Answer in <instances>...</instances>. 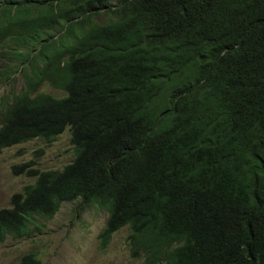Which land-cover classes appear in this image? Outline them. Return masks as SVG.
<instances>
[{
  "label": "trees",
  "instance_id": "1",
  "mask_svg": "<svg viewBox=\"0 0 264 264\" xmlns=\"http://www.w3.org/2000/svg\"><path fill=\"white\" fill-rule=\"evenodd\" d=\"M20 69L0 155L69 129L75 159L14 167L35 181L0 244L80 200L111 214L102 250L128 226L143 264H264V0H0V83Z\"/></svg>",
  "mask_w": 264,
  "mask_h": 264
},
{
  "label": "rangeland",
  "instance_id": "2",
  "mask_svg": "<svg viewBox=\"0 0 264 264\" xmlns=\"http://www.w3.org/2000/svg\"><path fill=\"white\" fill-rule=\"evenodd\" d=\"M25 88L24 77L19 72L13 76L10 86L0 83V100L7 93ZM40 92L59 98L66 96L63 90L47 83L41 86ZM74 151L69 129L50 143L36 139L4 150L0 155V210L8 208L11 197L35 181L24 174H14L15 166L33 163L32 168L40 171H61L75 159ZM80 202L62 204L53 219L39 221L40 230L32 236L6 239L0 244V264H19L23 256L32 252H37L39 264H143V259L131 257L128 226L118 231L107 249L102 250L98 236L109 213L99 205L80 210Z\"/></svg>",
  "mask_w": 264,
  "mask_h": 264
},
{
  "label": "clouds",
  "instance_id": "3",
  "mask_svg": "<svg viewBox=\"0 0 264 264\" xmlns=\"http://www.w3.org/2000/svg\"><path fill=\"white\" fill-rule=\"evenodd\" d=\"M104 18H105V16H103V17H101L100 18V22H102L103 20H104ZM22 69H23V67H22ZM22 69H20V71H18L16 74H18L19 72H21V74L23 75V77H24V74H23V70ZM15 74H13L12 76H11V80L13 79V76H14ZM11 80H9V82L7 83V84H5L6 86H10L11 85ZM24 80H25V90H23V91H19V92H12V93H14V94H21V93H24L26 90H27V85H26V79H25V77H24ZM45 83H47V82H45ZM44 83V84H45ZM48 84V83H47ZM50 85V84H49ZM40 89H41V86H40ZM40 89H39V92H40ZM61 90V89H60ZM12 93H7V94H12ZM43 93V92H42ZM47 94V93H46ZM51 95V94H50ZM13 95H10V97H12ZM63 98V97H62ZM11 200V199H10ZM64 204V203H63ZM91 205H98V204H96V203H94V204H91ZM88 206H90V205H88ZM10 207V206H9ZM8 207V208H9ZM99 207H101L100 205H99ZM4 209V208H3ZM100 209H102V208H100ZM102 210H107V209H102ZM108 211V213H109V217H108V219H107V222H106V224H105V227H104V229L106 228V226H107V223H108V220H109V218H110V212H109V210H107ZM59 212V211H58ZM55 217V216H54ZM53 217V218H54ZM52 218V219H53ZM103 229V230H104ZM103 230L101 231V233L103 232ZM120 231V230H119ZM101 233H100V235H101ZM116 234V233H115ZM114 234V235H115ZM100 235L98 236V238L100 237ZM114 235L112 236V239H113V237H114ZM99 244H100V242H99Z\"/></svg>",
  "mask_w": 264,
  "mask_h": 264
}]
</instances>
